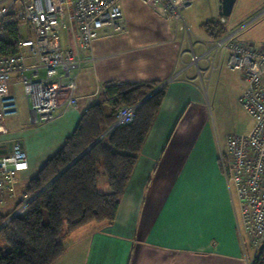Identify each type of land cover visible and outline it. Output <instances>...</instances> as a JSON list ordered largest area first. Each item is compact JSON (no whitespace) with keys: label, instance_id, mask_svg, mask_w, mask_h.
<instances>
[{"label":"crops","instance_id":"crops-1","mask_svg":"<svg viewBox=\"0 0 264 264\" xmlns=\"http://www.w3.org/2000/svg\"><path fill=\"white\" fill-rule=\"evenodd\" d=\"M121 4L127 29L115 33L106 28L93 42L94 63L79 75L77 106L61 107L46 124L30 121L26 130L12 132L8 124L0 137L24 144L29 158V170L21 176L25 188L64 147L82 114L110 84L169 82L116 221L90 223L68 235L63 241L65 253L54 264L252 263L254 254L247 245L240 206L220 165L222 152L204 128L199 129L207 112L202 90L188 75L195 67L185 70L191 63L186 64L185 56L191 51L184 50L185 39L195 53L197 45L204 52V45L214 40L205 24L228 25L229 18L205 22L201 28L211 41L194 44L187 24L163 17L140 0H121ZM71 46L67 35V47ZM225 59L203 74L220 71ZM18 86L15 78L10 87L21 103L26 99L24 92L23 96L15 93Z\"/></svg>","mask_w":264,"mask_h":264},{"label":"built area","instance_id":"built-area-1","mask_svg":"<svg viewBox=\"0 0 264 264\" xmlns=\"http://www.w3.org/2000/svg\"><path fill=\"white\" fill-rule=\"evenodd\" d=\"M140 1L163 17L181 22L182 12L196 0ZM11 14L24 22L28 36L20 35L18 52L0 55V137L10 121L19 119L20 98L10 87L15 78L28 102L31 123L46 124L54 120L61 107L77 106L79 75L94 63L92 45L101 32L110 28L124 33L127 29L121 0H0V36ZM63 31L73 46H63ZM240 31L211 41L209 48L204 45L201 55L192 46L193 59L185 70L195 67L201 76L219 67L226 57L229 70L243 77L245 88L240 100L254 126L249 133L229 140L226 153L220 154V165L240 206L255 258L264 246V47L238 39ZM201 62L208 63L206 70L201 69ZM140 106H123L109 132L132 124ZM28 170L29 158L22 141L0 140V208L9 202L19 204L10 219L26 214L34 200L21 190V176Z\"/></svg>","mask_w":264,"mask_h":264},{"label":"trees","instance_id":"trees-1","mask_svg":"<svg viewBox=\"0 0 264 264\" xmlns=\"http://www.w3.org/2000/svg\"><path fill=\"white\" fill-rule=\"evenodd\" d=\"M19 28L11 14L0 36V55L18 52ZM205 28L214 40L231 33L221 22H208ZM160 86L110 84L82 114L64 147L26 185L34 197L28 212L10 219L19 204L11 212L0 208V264H54L65 253L68 235L90 223L116 221L166 96V86ZM139 103L132 124L109 132L123 106ZM100 178L107 180L109 192H101ZM252 264H264V248Z\"/></svg>","mask_w":264,"mask_h":264},{"label":"rangeland","instance_id":"rangeland-1","mask_svg":"<svg viewBox=\"0 0 264 264\" xmlns=\"http://www.w3.org/2000/svg\"><path fill=\"white\" fill-rule=\"evenodd\" d=\"M219 5V0H196L182 12L183 21L180 24L184 25L185 23L188 25L194 44L197 42H206L207 44L211 41L201 26L207 21L220 18ZM15 18L19 21L20 35L27 37L24 22L16 14ZM228 20L229 23L226 26L229 32L235 33L241 30L238 39L249 42L256 48L264 47V0H238L233 14ZM214 35L221 36V33L215 30ZM61 39L63 46L67 47V34L65 31L62 32ZM206 46L209 48L211 44L208 43ZM184 50L191 51L188 38L185 39ZM195 50L197 55L203 53L202 46L197 45ZM185 58L187 64L192 61L193 56L187 54ZM216 64L218 66V63ZM206 65V62H201V69H206ZM188 75L195 80V83L202 90L203 102L207 112V117H205L199 129L204 128V133L214 142L219 154L220 152L226 153L231 138L249 133L254 126V120L243 108L240 100L245 87L243 77L239 72L229 70L227 58L221 70L212 75L203 74L200 76L196 68H192ZM15 93L23 96V88L15 87ZM19 111V119L9 122V129L12 132L26 130L31 127L29 105L26 100H21ZM99 186L103 193L110 191L105 178H100ZM24 189L21 188V190ZM11 204L10 202L6 203L2 207L3 212H11V209H13ZM247 245H249L248 240ZM9 250L8 248L6 251Z\"/></svg>","mask_w":264,"mask_h":264},{"label":"water","instance_id":"water-1","mask_svg":"<svg viewBox=\"0 0 264 264\" xmlns=\"http://www.w3.org/2000/svg\"><path fill=\"white\" fill-rule=\"evenodd\" d=\"M237 0H219V15L222 19L230 18L233 14ZM264 246L261 247L260 252Z\"/></svg>","mask_w":264,"mask_h":264}]
</instances>
